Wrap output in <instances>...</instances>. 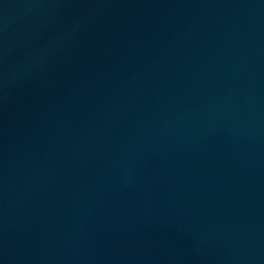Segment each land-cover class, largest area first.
<instances>
[{
  "label": "water",
  "instance_id": "95a60500",
  "mask_svg": "<svg viewBox=\"0 0 264 264\" xmlns=\"http://www.w3.org/2000/svg\"><path fill=\"white\" fill-rule=\"evenodd\" d=\"M0 264H264V0H0Z\"/></svg>",
  "mask_w": 264,
  "mask_h": 264
}]
</instances>
